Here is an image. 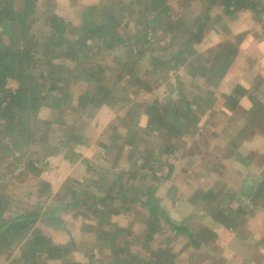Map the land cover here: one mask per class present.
<instances>
[{"label":"rangeland","instance_id":"374dc122","mask_svg":"<svg viewBox=\"0 0 264 264\" xmlns=\"http://www.w3.org/2000/svg\"><path fill=\"white\" fill-rule=\"evenodd\" d=\"M96 1L38 0V17L41 18L40 16L44 12H51V15L70 25L66 35L69 39H75L71 33L80 24L82 10ZM121 1L125 5L131 3L130 0ZM250 1L259 13L260 23L254 20L250 12H242L234 19H223L222 17L220 21V9L214 7L210 11L211 19L205 26L201 42L193 46L195 55L202 57L193 58L192 64L200 69L205 62L203 57L207 58L210 50L221 47V51L225 54L229 50H235V55L226 69V74L223 78L218 77V80L221 79L220 81L214 78L215 80L213 79L214 81L210 85H205L206 83H203L201 77H197L193 69L186 67L182 62L177 46H174L171 54L168 53L164 56L161 53L156 54L161 66L153 67L152 64L156 58L149 62L142 59L136 67V69L141 70L138 75H136V71L126 73V77L120 80L119 84L125 93L119 90L116 92L115 99L117 101H113L114 108H109L105 103H101L98 107L88 106L83 113L78 112L79 110L75 112L74 109L78 108L77 98L82 94H93V87L88 86L80 78L76 83L71 82L70 79L64 80L65 83L58 82L57 87L61 90L59 97L63 104L57 109L52 108L50 103L43 101L38 110H34V112L30 110L29 113L25 114L26 122L30 126L34 124V137L30 138V141L34 138V143H30L29 150L15 154V158L19 156L17 157L18 161H14L13 156L5 160L4 165L2 163L0 175L4 176L0 177V186L5 187L8 196L7 212L4 217L21 213L24 207H27L25 204L29 202L26 198L27 194L35 189H38V192H33L32 198L42 200L48 196L49 200L46 207L50 206L49 209L61 205L68 198L67 193L72 186L79 190H86L87 193L89 191L95 192V187L89 185L95 179V175L88 170V166L97 165L101 169H107L109 163L105 161L103 148L112 143L114 134L123 137L127 133L125 125H130L138 116L140 117L139 120L130 130L146 126L147 120L142 115V105L150 104L155 99L161 100L160 109H163L161 108L163 106L165 108L171 106L168 110L170 111L169 114H177L171 115L174 118L169 117V120L174 121L179 118L178 114H185L184 102H177L179 96H184V101L191 103L192 108L187 115L190 117L194 115L195 111L192 109L196 107L193 101H200L206 105L212 97L210 94H212L214 95V111L208 110L206 114L204 113L199 117L198 122L192 123L193 128H190V133L193 134H189L181 145L178 142L175 151H162L163 153L159 154L157 147L166 138L162 140L155 133L152 134L156 138L152 137L150 141L145 138L144 143H139L137 140L133 145L135 147L132 146V148L126 140L121 151H118L122 157L118 168L125 170V172L131 169L132 161L126 160L128 154L133 152L134 155L144 156V151H141L142 144L145 145V142L154 143V145H150V156L152 157L150 160L154 163L156 157L160 155L156 162L162 163V165L165 162L167 166L156 167L161 170L163 177L161 184L154 189L152 197L156 199L160 209L165 212L170 222L188 226L191 231L194 230L199 234L198 238L202 242H200V248H192L183 234H174L168 223L164 222L161 224L160 231L149 239V242L152 241L149 245L154 249V252L155 248L164 251L163 248L169 246L171 262L175 261L176 264H209L213 257L209 251H212L213 246H216L217 251H223L221 258L225 264H237L240 254L234 255L239 249L234 243V236L236 238L241 237L242 230L245 232L246 230L249 232L253 230L255 232L262 231L259 219H264V210L258 206L250 207L252 204L241 192L244 181L260 182L264 170V164L261 163L264 156V91L261 92L263 86H260L261 82L264 81V0ZM98 2L99 0L96 3ZM165 2L167 6L172 7L174 14L177 10H185L193 16L200 14L204 4V0H193L189 2L188 9H186L185 6L187 5L184 2L182 3L183 6L177 5L178 0H166ZM139 6L130 5L127 10L117 12V15L120 14L119 16L124 19L123 24L127 23L130 27L128 34L134 33L136 29L139 31L142 23L146 24L150 21V18L141 15L139 11L141 7ZM136 17L139 19L137 22ZM134 22L136 23L134 24ZM138 24L140 25L136 26ZM42 30L43 28H39L40 32ZM178 39L182 41L180 36ZM93 50L96 55L94 54L90 61L82 59L78 65L62 60H58L56 63H60V66L66 64L70 72L78 73L87 69L102 67V65L103 68H111L113 66L111 60L115 57L121 58L123 55L118 47L110 50L100 43ZM120 60H116L114 63L119 71L123 62V59ZM107 72L109 77H114L110 71ZM12 86L8 85L5 89H11ZM242 88H244L246 95L243 98L240 95ZM3 94L4 91L0 95L3 97ZM64 94L68 95L70 99L66 100V96L63 97ZM248 96H254L256 100H250ZM244 109L258 110V113L257 118L253 117L254 123L252 125L247 123L249 131H244L247 141L241 143L238 135L242 122L235 123V121L244 115ZM246 116L248 115H245V118H247ZM259 116L262 117V124L258 120ZM166 118L168 119V117ZM230 120L232 125L228 122ZM258 122L261 125L255 126ZM226 127L232 130L226 131ZM71 134L79 135V143H75L72 138L62 142L64 135L66 138ZM121 143H123L122 139L116 138L113 148L117 149ZM177 145L180 146L177 147ZM153 146L156 148L154 151L152 150ZM233 151H239L244 156L247 154L250 156L253 154L255 157L258 154L263 156L258 159V162L251 160L250 165L246 168V165L243 166L239 160L233 158L234 155L228 157L234 153ZM71 153L77 155L74 160H71ZM82 160L87 161L89 165ZM27 161H35L34 167L37 169L35 173L24 171L25 166L29 167ZM140 161L142 162L141 159ZM11 164L18 165V169H14L12 173L7 171V169L12 171ZM9 165L10 167L6 169ZM169 170H171L170 174L167 175ZM147 171L150 172V170ZM101 173L102 171L99 169V175ZM122 181H128L126 174ZM42 184L47 186L40 187ZM147 184L150 187L151 184ZM136 188L139 189L137 195L143 193L144 187L138 185ZM40 189L46 191L39 192ZM211 190L215 192L213 196L216 198L207 197L204 199V196ZM262 197L264 203V194ZM236 199H238L237 202H235ZM30 201L33 203L32 199ZM226 202L229 204L227 211L230 212L221 210L222 207L226 206ZM117 208L118 203L113 202L111 208L106 211L105 220L108 217L110 223L106 225L101 224V220L80 214L77 210H68L60 215V218L65 222L66 230L45 228L42 225L35 227L37 232L46 238H50L56 245H63L69 239L73 242L68 250V262L71 264H109L114 251L109 250L107 237L115 239L114 241L119 243L122 236L115 234V229L117 230L119 227H126L129 233L133 234L132 237L127 238L131 242L128 243V253L132 255L134 253L137 259H142L146 264L148 262L145 260L155 261L157 255L153 253L150 256L147 251L151 250L148 248L145 251L143 248L145 239L140 238L142 243L140 241L133 243L132 241L136 235H140L142 228L138 224V219L131 212L127 214L117 213L116 211L119 210ZM206 213L207 215L203 217L202 215ZM224 213L235 215V217L231 216L230 222L227 223L234 227V230L230 231L232 234L218 230L220 225L215 223L216 220L221 221V217L225 216ZM241 215L245 217L240 219ZM81 224L83 227L80 230ZM241 224H245L244 227ZM240 226L242 230L239 228ZM212 232L216 235H212ZM102 233L106 234L107 237ZM228 245L234 247V250L231 251ZM262 245H264L263 242ZM100 251L103 254L102 257ZM91 254L93 258L90 259ZM17 255V252L14 253L5 262H1L2 259H6L5 255L2 256L0 264H12L11 262ZM217 261H221L219 256H217ZM46 264L61 263L59 260L53 259L47 261ZM121 264L123 263L121 262Z\"/></svg>","mask_w":264,"mask_h":264},{"label":"trees","instance_id":"16d2710c","mask_svg":"<svg viewBox=\"0 0 264 264\" xmlns=\"http://www.w3.org/2000/svg\"><path fill=\"white\" fill-rule=\"evenodd\" d=\"M165 1L145 0L143 2L142 0H130L131 6L136 5L138 7L140 5L141 15L147 16L150 21L146 24L142 23L139 31L136 29L134 33L128 34L130 27L127 23L123 24L124 19L119 16L120 14L117 15V12L127 10L130 5H125L121 0H100L98 4L87 6L82 10L80 24L71 33L75 39H69L66 35L69 24H65L59 18L51 15L49 11L42 13L41 18L38 17V0H0V94L4 91L3 97L0 95L1 173L5 160L14 156V161H18L17 157L19 156L15 158V154L29 150L30 143H34V138L30 141V138L34 137V124L30 126L26 122L25 114L29 113L30 110H33V112L38 110L43 101L50 103L53 106L52 108L57 109L63 104L59 97V91L61 90L57 87L58 82L65 83L64 80L70 79L71 82L76 83L81 79L88 86L93 87V94H82L77 98L78 108L74 109L75 112L79 110L78 112L83 113L88 106L98 107L101 103H105L109 108H114L113 103L117 101L115 99L116 92L119 90L125 93V90L120 88L119 84L120 80L126 77L128 71H136V75H138L141 70L136 69V67L142 59L149 62L151 59L156 58V61L152 64L153 67L161 66L159 57H156V54L161 53L162 56L168 53L171 54L173 47L177 46V51L181 55L180 59L186 67L193 69L197 77H201L203 83H206L205 85H210L215 80L214 78L218 80L224 77L226 69L235 55L234 49L225 54L221 51V47H218L210 50L207 58L203 57L205 60L203 63L204 68L201 66L200 69L192 64L193 58L202 57L195 55L193 46L201 41L205 26L211 19V9L214 7L220 9V20H222V17L223 19H234L242 12H250L254 20L260 23L259 13L250 0H204L200 14L195 16L185 10H177L174 14L172 7L167 6ZM178 1V6H181L184 2L187 5L185 6L186 9H188L189 2L193 0ZM177 5L175 4L176 8ZM135 20L137 22L138 17ZM39 28H43V30L40 32ZM179 36L182 41H179ZM99 43L102 46L104 44L106 49L114 50L118 47L123 52L121 58L115 57L111 60L113 61L111 68H103L102 65V67L76 73L70 72L66 64L60 66V63H56V61L62 60L78 65L82 59L90 61L95 54L93 48L97 47ZM120 59H123V62L119 71L114 63L116 60L121 61ZM107 71H110L114 77H109ZM8 85L13 86L11 89H5ZM210 95L212 97L206 105L200 103V101H193L196 107L192 109L195 112L190 117L187 115L192 108L191 103L184 101V96H179L177 102H184L185 114H178L179 118L174 121L169 120V117H173L172 114H177H169L170 111L168 110L171 106H168V108L163 106L161 107L163 109H160L161 100L157 101L155 99L150 104L142 105V115L147 120L146 126L130 130L139 120L140 117L138 116L136 122L133 121L130 125H125L127 133L123 137L114 134V140H111L112 143L103 148V154H105L103 156L106 159L105 161L109 163L107 169H101L97 165L88 166V170L95 175V179L89 184L91 187H95V192L89 191L87 193L86 190H79L72 186L67 193L68 198L61 205L58 204V207L49 209L50 206L46 207L49 200L48 196L42 200L32 198L33 192H38V189H35L27 194L26 198L29 202L25 204L27 207H24L21 213H15L14 216L10 215V217L5 218L8 196L5 187L0 186V258L6 256V259H2L3 261L0 259L1 262H5L17 252L18 255L11 262L12 264H46L47 261L53 259L59 260L61 264H71L68 262V250L73 242L69 239L63 245H56L50 238H46L37 232L35 226L42 225L45 228L64 231L66 230L65 222L60 218V215L68 210H77L82 215L101 220V224H110L108 217L106 220L105 217L107 216L106 211L111 208L113 202L118 203L117 209L119 210L116 211L117 213L127 214L131 212L138 219L139 226H142L140 235L133 238V243L135 241L142 243L140 238H143L145 239L143 244L146 245L147 239L149 240L152 235L159 232L161 224L166 222L170 230L176 234H183L190 246L197 249L200 242L194 239V234L187 227L170 222L165 212L160 209L156 199L152 197L154 189L161 184L163 177L161 170L156 167L167 166L165 162L163 165L156 162L159 160L160 155L156 157L154 163L150 160V145H154V143L148 144V142H145V145L149 146L142 144L141 151H144V156L134 155L133 152L128 154L126 160L132 161V167L126 172L118 168L120 159H122L118 151H121L126 140L132 148L137 140H139V143H144L145 138H148L149 141L152 137L156 138L152 133H155L157 137H161L162 140L166 138L158 147L156 146L159 154L163 153L162 151H175L178 142L181 145L189 134H193L190 133V128H193L192 123L198 122L199 117L204 113L206 114L208 110L210 112L214 111V95ZM64 96L66 95L64 94ZM248 98L256 100L254 96H248ZM69 99L67 95L66 100ZM248 111L245 115H248L246 117L249 122H253V117L257 118L258 110L251 109ZM258 120L262 124V117L259 116ZM259 122L255 126H260ZM79 131H81V128H79ZM78 136L71 134L65 138L64 135L62 142L65 139L69 141L72 138L75 143H79L80 138ZM116 138L123 141L117 149L113 148ZM180 145H177V147ZM155 149L153 146L152 150ZM70 155L71 160L77 157L73 153ZM140 159L142 162H139ZM34 162L27 161L29 167L25 166L24 171L35 173L37 169L34 167ZM83 162L89 165L87 161ZM11 166L12 171L7 169L10 165L6 167L8 172L12 173L14 169H18V165L11 164ZM99 169L102 171L100 175ZM147 170H150V172ZM170 171L166 174L169 175ZM125 174L128 181L123 182ZM147 183L151 184L150 187L147 186ZM138 185L144 187V191L140 195H137L139 189L136 187ZM46 186V184H42L40 187ZM42 191L46 190H39V192ZM241 192L252 205H256V200L264 194V179L257 185L256 189L251 187L244 189L242 187ZM214 193L211 190L204 196V199L207 197L213 199L215 197L213 196ZM31 199L33 203L30 201ZM221 210L223 212L227 211L224 207ZM115 234L122 236L119 243L104 234L108 238L109 250L114 251V255L110 253L113 258L111 257L109 264L116 261L123 264L138 263L139 260L127 252L128 243H131L127 238L132 237L133 234L129 233L126 227L115 229ZM15 250L17 251L15 252ZM169 252L165 250L160 254L156 253L159 264L171 263ZM100 254V256L103 255L101 251ZM90 256V259L93 258L92 254Z\"/></svg>","mask_w":264,"mask_h":264},{"label":"crops","instance_id":"0c3cea01","mask_svg":"<svg viewBox=\"0 0 264 264\" xmlns=\"http://www.w3.org/2000/svg\"><path fill=\"white\" fill-rule=\"evenodd\" d=\"M96 2H94L91 5H95ZM99 2H100V0H99ZM98 3H96V4H98ZM91 5H88V6H91ZM260 86H263V89L262 90L259 89ZM260 86H259L258 89L261 90V92H263L264 91V81L261 82V85ZM240 95H241V98L244 97V95H245L244 88L241 89ZM257 95L259 96L260 94H257ZM245 97H246V95H245ZM244 111H245V113L241 117L242 120H240L241 118H238V120L235 121V123H238L240 121L242 122V125L239 127L241 130H240L239 135H238L239 136V140H240L241 143H245L247 141L246 140V135L244 134V131L245 130L246 131H249V127H248L247 123H250L251 125L254 123V122H249V119L248 118H245V114L247 113L248 109H244ZM246 119H248V120H246ZM228 122H229V124L232 125V121L231 120L228 121ZM229 130H232V129H230L229 127H226V131L230 132ZM252 133L254 134V132H252ZM233 152L234 153L233 154L231 153L230 155H228V157L234 155L233 158H235V160H239V162H241V164L243 166L246 165V168H247V166L250 165L251 160H253L254 162H258V159L263 156L262 154H258L257 157H255L253 154H251V156L249 154H247L246 156H244V155H242L241 152L239 153V151H233ZM221 156L223 157V155H221ZM261 161H262L261 163L264 164V156H263V158H262ZM262 174L263 175L261 177V181L260 182H248V181H244L242 187H244V189L245 188L247 189L249 187H251L253 189H256L257 188V185H259L263 181V179H264V170H263ZM223 198H225V197H223ZM262 200H263V197H260L259 196V198L256 200V205H251L250 207H252V206L253 207H257L258 206V207H260V209L264 210V203L262 202ZM225 205L226 206H224V208L227 209V207H229V204L226 202ZM206 215L207 214H204L202 216L205 217ZM224 215H225L224 217H221V219H220L221 221L216 220L215 223L218 224V225H220V228L218 230L226 231L227 233H230L231 230H234V227H233V225H229L227 223L230 222L229 218L231 216L232 217H235V215H233V213H230V214L229 213H224ZM242 217H245V216L244 215H241L240 216V219ZM237 221H239V220H237ZM259 222H260V229L262 231H260V232L259 231H256L257 232L256 233L253 230V231H250L251 232L250 233L249 231L246 230V232H245V231H243L241 229V226H240L239 228L243 232L242 235H241V237L236 238V236H234V238H233L234 239V243H235L236 247H238L239 249L236 251L235 254L234 253H231V254L232 255L233 254L234 255H237L238 253L240 254V256H238V258H239L238 260L239 261L236 262L237 264H264V245H262V242L264 244V241H263V239H264V228H263L264 227V219H259ZM261 223H262V226H261ZM244 225H242V227H244ZM183 226L187 227V229L190 232H192V234H194L193 237H194L195 240H197L198 242H201V240H199V238H198V236H199L198 233L194 232V230L191 231L190 228L188 226H186V225H183ZM81 227H83V224H82V226H80V230H81ZM174 234H176V233L174 232ZM230 234H232V233H230ZM212 235L215 236L216 234L214 232H212ZM151 242L152 241L149 242V240L147 241V244L144 245V247H143L144 250L147 251V249L149 248L151 251H147V252L149 253L150 256L153 253H154V255H156V253L157 254L160 253L162 250L161 249H158V248L157 249L155 248V252L153 251L154 249H152V247L149 245V243H151ZM228 246H230V250L231 251L234 250V247H231V245H228ZM168 247L169 246L164 247L163 250L164 251L165 250L166 251H170V249ZM200 247L201 246H199L198 248H200ZM209 253H212V255H213V257L211 258V262L209 264H225L224 260L221 258V257H223L221 255V254H223V251H217L216 246H213L212 251H209ZM133 255L135 257V254L134 253H133ZM217 256L220 257L221 261H217ZM226 258H228V257H226ZM138 259H139V262L136 263V264H142V263L143 264H146L145 262L142 261V259H140V258H138ZM145 261H147L148 264H159L160 263L159 260H158V258H156L155 261H148V260H145ZM116 264H121V262H117ZM170 264H176V263H175V261H173Z\"/></svg>","mask_w":264,"mask_h":264}]
</instances>
